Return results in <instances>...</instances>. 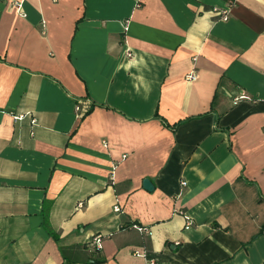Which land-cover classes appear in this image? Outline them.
Instances as JSON below:
<instances>
[{
	"label": "crops",
	"instance_id": "0c3cea01",
	"mask_svg": "<svg viewBox=\"0 0 264 264\" xmlns=\"http://www.w3.org/2000/svg\"><path fill=\"white\" fill-rule=\"evenodd\" d=\"M230 1L0 0V264H264V0Z\"/></svg>",
	"mask_w": 264,
	"mask_h": 264
},
{
	"label": "built area",
	"instance_id": "2783aa9c",
	"mask_svg": "<svg viewBox=\"0 0 264 264\" xmlns=\"http://www.w3.org/2000/svg\"><path fill=\"white\" fill-rule=\"evenodd\" d=\"M233 4V0H231L228 4V6L226 8H224L221 11H217V14L220 16L221 20L225 21L228 19V13L230 11L231 5ZM186 80L188 81H194L196 79V75L194 74H188L186 77ZM240 98H245V97H240ZM29 114H16L13 116V119L18 122L23 120L26 116H28ZM31 124L32 126H35L36 124V120L34 118H31ZM120 210V208L118 206L114 207V211L118 212ZM187 225H190V223H188ZM133 228H135L137 231L141 232V233H147L146 228L142 227V226H138V225H133ZM101 242H102V238L99 236L94 237L93 239V243L95 244L97 249H100L101 247ZM136 256H143V254H140L139 252H135Z\"/></svg>",
	"mask_w": 264,
	"mask_h": 264
},
{
	"label": "water",
	"instance_id": "95a60500",
	"mask_svg": "<svg viewBox=\"0 0 264 264\" xmlns=\"http://www.w3.org/2000/svg\"><path fill=\"white\" fill-rule=\"evenodd\" d=\"M142 186L147 191H152L153 190V185L148 179H144L143 180Z\"/></svg>",
	"mask_w": 264,
	"mask_h": 264
}]
</instances>
